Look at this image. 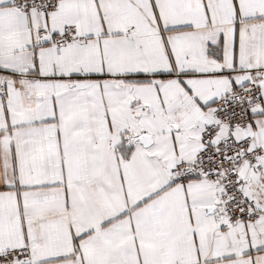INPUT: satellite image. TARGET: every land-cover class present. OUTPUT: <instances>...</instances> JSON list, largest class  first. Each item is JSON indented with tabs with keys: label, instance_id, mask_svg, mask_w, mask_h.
<instances>
[{
	"label": "snow or ice",
	"instance_id": "6c2138e0",
	"mask_svg": "<svg viewBox=\"0 0 264 264\" xmlns=\"http://www.w3.org/2000/svg\"><path fill=\"white\" fill-rule=\"evenodd\" d=\"M0 264H264V0H0Z\"/></svg>",
	"mask_w": 264,
	"mask_h": 264
}]
</instances>
